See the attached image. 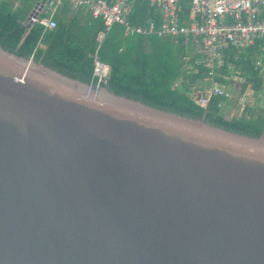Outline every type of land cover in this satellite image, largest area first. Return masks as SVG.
Here are the masks:
<instances>
[{"label": "water", "instance_id": "95a60500", "mask_svg": "<svg viewBox=\"0 0 264 264\" xmlns=\"http://www.w3.org/2000/svg\"><path fill=\"white\" fill-rule=\"evenodd\" d=\"M0 264H264V130L0 45Z\"/></svg>", "mask_w": 264, "mask_h": 264}, {"label": "trees", "instance_id": "16d2710c", "mask_svg": "<svg viewBox=\"0 0 264 264\" xmlns=\"http://www.w3.org/2000/svg\"><path fill=\"white\" fill-rule=\"evenodd\" d=\"M13 1L0 0V45L68 75L91 81L96 36L103 29L101 18L83 15L79 11L70 13L68 6L64 5L56 16L54 29L34 25L26 32L22 23L36 0H23L18 9L13 8ZM151 16L158 17V12L139 0L130 15V22L144 24ZM98 55L111 67L104 85L114 93L186 117H203L210 125L236 132L258 136L264 130V111L257 116L244 117L243 114L225 120L219 114L218 98H210L206 108L198 107L187 92L200 78L199 74L185 75L184 86L174 87L183 70L171 39L124 38L123 28L114 25L102 42ZM254 59V51L250 50L240 64L243 65V76L250 79L257 90L262 87V79L251 65Z\"/></svg>", "mask_w": 264, "mask_h": 264}, {"label": "built area", "instance_id": "2783aa9c", "mask_svg": "<svg viewBox=\"0 0 264 264\" xmlns=\"http://www.w3.org/2000/svg\"><path fill=\"white\" fill-rule=\"evenodd\" d=\"M137 1L36 0L27 15L28 23L31 27L41 25L44 29H54L56 16L64 5L70 10H82L94 18H101L103 29L96 36L90 81L98 86L106 84L111 70L110 65L99 58L98 51L114 25L123 28L125 37L157 36L189 46L191 56L181 55L182 65L188 74L201 71L203 78L211 81L204 90L193 86L187 92L200 108H206L212 97H231L225 86L216 80L226 77L220 74L222 68L227 67L232 77L246 81L240 62L250 50L262 59L253 65L264 81V0H140L160 9L162 21L157 25L148 19L145 25H133L130 15ZM22 2L14 0L13 8L18 9ZM22 24L25 26L24 21ZM184 82L181 77L174 87H182Z\"/></svg>", "mask_w": 264, "mask_h": 264}, {"label": "crops", "instance_id": "0c3cea01", "mask_svg": "<svg viewBox=\"0 0 264 264\" xmlns=\"http://www.w3.org/2000/svg\"><path fill=\"white\" fill-rule=\"evenodd\" d=\"M147 3V2H146ZM147 5L149 6V7H152V8H154V10H156V12H158V17H153V16H151V17H149L148 19H152V21L154 22V23H156L157 25H160L161 24V21H162V14H161V12H160V9H158V8H156V7H154V6H151V5H149L148 3H147ZM21 6V5H20ZM135 8V7H134ZM69 9V8H68ZM31 11V10H30ZM77 11H79L80 13H82L83 15H86V14H88V13H85V11H82V10H70L69 9V12L70 13H77ZM78 12V13H79ZM133 12V11H132ZM30 13V12H29ZM28 13V14H29ZM89 15V14H88ZM148 19H147V21H148ZM24 21H25V19H24ZM146 21V22H147ZM146 22L144 23V24H138V25H145L146 24ZM131 23V22H130ZM132 24V23H131ZM133 25H135V24H133ZM134 36H137V35H134ZM123 37L124 38H129V37H125V35H123ZM130 37H132V36H130ZM148 38H158V39H171V38H160V37H157V36H150V37H148ZM172 40V39H171ZM172 42H173V45H174V47H175V49H176V54H177V56H178V59H179V62H180V64L182 65V63H181V55H186V56H191V51H190V48H189V46H184V45H181V44H179V45H177V44H175V42L172 40ZM122 51V50H121ZM255 55V54H254ZM255 61H261L262 59L260 58V57H258V55H255V59H254ZM252 65V64H251ZM253 67H254V65H252ZM225 68V71H223L222 69L220 70L221 72H220V74L222 75H224V76H226V77H228L229 79H231V77H232V74L229 72L228 73V69H227V67H224ZM182 70H183V74L179 77V78H181V77H184V79H185V75H188V72L186 71V69L184 68V66L182 65ZM257 73H258V71H257ZM198 74H199V76H200V78L199 79H197L196 81H195V84L193 85V86H200L203 90L205 89V88H207V87H209L210 86V84H211V81L210 80H207L208 81V84L207 83H205V81L203 80V74H202V72L200 71V72H198V73H196V75L198 76ZM258 75H259V73H258ZM260 77H261V75H259ZM244 77V76H243ZM178 78V79H179ZM245 78V77H244ZM177 79V80H178ZM261 79H262V77H261ZM176 80V81H177ZM216 80L218 81V82H220V83H222L224 86H225V89L228 91V89H227V85H229V84H231L233 87L234 86H236V83L235 82H233V81H231V80H228V81H225L224 80V77H219V78H216ZM242 79H240V80H238V82H240V83H242L241 85H243V84H245L246 83V81L248 80V79H246V81H241ZM250 80V79H249ZM262 81H263V79H262ZM264 82V81H263ZM175 84V83H174ZM183 86H184V84H183ZM229 92V91H228ZM234 93H235V91H234ZM236 94V93H235ZM234 95V94H233ZM235 96V95H234ZM233 96H231V97H226V98H224V97H215V98H218L219 100H218V103H217V105H218V108H219V114L222 112V111H226V113H225V115H228V114H230V113H232V110L234 109V108H236L235 107V105H234V102L232 101V98ZM236 98V97H235ZM234 98V99H235ZM233 99V100H234ZM238 101H240V100H237V102ZM231 103H232V105H231ZM229 106H230V108H232V110H230L229 111ZM238 106V105H237ZM246 109H249L250 110V115H254V111H256L257 109H255L254 107H252V108H248V106L246 105V101H245V103H244V105H243V110L245 111ZM259 109V108H258ZM260 110V109H259ZM261 110H264V109H261ZM260 112H262V111H259V113ZM258 113V114H259ZM233 114H234V112H233ZM257 114V115H258ZM221 115V114H220ZM256 115V116H257ZM255 116V115H254Z\"/></svg>", "mask_w": 264, "mask_h": 264}, {"label": "rangeland", "instance_id": "374dc122", "mask_svg": "<svg viewBox=\"0 0 264 264\" xmlns=\"http://www.w3.org/2000/svg\"><path fill=\"white\" fill-rule=\"evenodd\" d=\"M255 60L251 63L252 65L254 64ZM203 80L205 81V83L208 84V79L203 78ZM225 81L231 80L233 82L236 83V86H232L231 84L227 85V89L230 93L231 96H233L232 98L235 99L232 101L234 102V105L236 108H234L232 110V108H230L229 106V111L232 110V113L225 115L226 111H222L221 117L225 120H229L231 118H237L240 117L244 114V117L246 116H250V110L247 109L246 111L243 110V105L246 101V105L248 106V108H252L254 107L255 109H257L256 111H254V115L256 116L259 111H264L261 109H264V82L262 81V87L255 90L254 87L252 86V82L251 80H247L245 84L241 85L240 82H238L237 77H231V79H229L228 77L224 78ZM235 91V93H234ZM235 96H234V95ZM237 100H240L237 102ZM232 105V103H231ZM238 105V106H237ZM260 110H259V109ZM234 112V114H233Z\"/></svg>", "mask_w": 264, "mask_h": 264}]
</instances>
